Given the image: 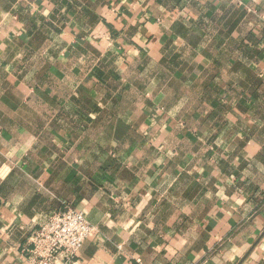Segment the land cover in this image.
<instances>
[{"label":"crops","instance_id":"0c3cea01","mask_svg":"<svg viewBox=\"0 0 264 264\" xmlns=\"http://www.w3.org/2000/svg\"><path fill=\"white\" fill-rule=\"evenodd\" d=\"M68 208L73 264H264V0H0V264Z\"/></svg>","mask_w":264,"mask_h":264},{"label":"built area","instance_id":"2783aa9c","mask_svg":"<svg viewBox=\"0 0 264 264\" xmlns=\"http://www.w3.org/2000/svg\"><path fill=\"white\" fill-rule=\"evenodd\" d=\"M94 232V226L82 212L71 208L55 212L43 226L31 233L29 262L57 264L62 256L64 264H73Z\"/></svg>","mask_w":264,"mask_h":264}]
</instances>
